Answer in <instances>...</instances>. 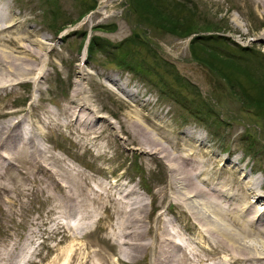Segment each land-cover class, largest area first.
I'll use <instances>...</instances> for the list:
<instances>
[{
    "label": "rangeland",
    "instance_id": "1",
    "mask_svg": "<svg viewBox=\"0 0 264 264\" xmlns=\"http://www.w3.org/2000/svg\"><path fill=\"white\" fill-rule=\"evenodd\" d=\"M7 1L15 20L26 19L21 29L34 30L33 38L43 34L47 38L43 75L37 82L26 77L12 93L0 94L4 110L26 123L48 116V109L59 115L57 110L61 113L78 83L84 90L83 100L96 114L107 117L101 138L84 145L73 140L70 128L50 124L40 129L39 149L46 165L48 155L53 154L106 186L117 181L126 188L135 187L137 200L145 207V224L151 227L161 215L191 229L172 199L165 159H145L135 147L138 144L126 140L130 134L123 126L127 117L142 119L156 132L161 128L160 135L171 139L189 128L220 156L238 157L246 162V170L252 168L250 175L264 178V104L254 108L243 103L249 93L256 94V79L264 87V63L255 64L252 55L238 62L227 59L243 55L244 48L264 59L263 4L252 0H158L165 6L185 4L169 8L182 16L178 25H172L157 18L148 1ZM92 1L93 7L78 15ZM203 34H209L207 40L193 39ZM93 38L102 44L90 52ZM209 48L219 55L210 53ZM209 62L228 81L211 69ZM109 77L136 91L133 100ZM9 115H0V120ZM9 185L6 188L0 183L4 187H0V264H53L55 256L60 259L57 264H67V256L79 245L84 246L80 252L104 253L110 264H152L151 251L132 258L116 249L114 238L108 236V224L113 222L108 211L99 208L92 223L79 228L88 211L82 203L75 217L65 218L74 225L60 227L54 222L59 208L37 181L18 178ZM181 218L185 223L178 221ZM188 235L198 239L194 233ZM87 263L78 259L71 264Z\"/></svg>",
    "mask_w": 264,
    "mask_h": 264
},
{
    "label": "bare ground",
    "instance_id": "2",
    "mask_svg": "<svg viewBox=\"0 0 264 264\" xmlns=\"http://www.w3.org/2000/svg\"><path fill=\"white\" fill-rule=\"evenodd\" d=\"M252 1L264 5V0ZM25 21V18L15 20L11 4L0 0L1 95L12 93L26 77L37 82L43 75L41 65L47 37L43 34L33 38L34 30L21 29ZM109 79L129 100L136 96V91L121 86L117 78ZM83 92L82 85L77 83L61 113L57 110L59 115L48 109V116L39 117L34 123L16 118L0 104V115L10 114L0 120L2 186L9 188V183L18 178L37 181L59 208L54 222L60 227L70 225L65 218L75 217L79 204L88 208L86 220L79 228L89 226L99 208L108 211L113 218L108 224V236L114 238L112 244L116 249L132 258L151 251L152 264H264V178L250 175L252 168L246 170V162L240 158L220 156L189 128L171 139L164 132V137L160 135L161 128H156V132L153 126L147 127L142 119L127 117L123 123L130 133L126 140L138 144L135 147L142 157L165 159L172 199L191 229L181 225L182 230L179 224L161 215L154 227L146 226L145 207L137 200L135 187L126 188L117 181L106 186L71 162H63L58 155L59 160L53 154L48 155L50 162L46 165L37 135L42 138L40 129L50 124L70 128L73 140L81 145L101 138L107 117L95 113L83 100ZM178 221L184 222L182 218ZM192 233L198 239L189 237ZM81 248L84 246L79 245L74 254L63 260H69L67 264L78 259L93 264L96 259L97 264H110L104 253L80 252ZM59 260L55 256L53 264Z\"/></svg>",
    "mask_w": 264,
    "mask_h": 264
},
{
    "label": "trees",
    "instance_id": "3",
    "mask_svg": "<svg viewBox=\"0 0 264 264\" xmlns=\"http://www.w3.org/2000/svg\"><path fill=\"white\" fill-rule=\"evenodd\" d=\"M132 1V0H131ZM147 1L149 2L148 5L149 7L152 9L153 13L155 14V16L157 18H161V19H165L168 23H171L172 25H178L177 23H180L181 22V19H182V16L181 14L178 12V11H170L169 8H176L177 5H179L180 8H183L185 6V4L183 3H175L173 6H165L163 5L162 3H160L158 0H136V4H146ZM157 3H155V2ZM93 2L92 1L90 4L86 5L85 8L78 14V15H82L86 10H88L89 8L93 7ZM141 7V5H140ZM179 8V9H180ZM167 10H169L170 12L167 13ZM164 23V22H162ZM102 27V26H101ZM202 31H205L207 32V30H202ZM134 36L132 35V38ZM209 37V34H203V36H198L196 35L193 39L194 40H202V39H205L207 40V38ZM93 38L90 42V46H89V51L92 52L93 49L95 47H97L99 44H102V43H99L97 41V39ZM192 39V40H193ZM97 43V44H95ZM207 50V48H205ZM245 52L243 55H239L237 56L236 58H227L229 61H236L238 62L241 58H246L250 55H252V61L255 62V64L257 62H260V63H264V59L263 58H259L257 55L255 54H251L249 53L248 49L247 48H244ZM209 51L210 53L212 54H215L217 55L218 53L216 52V50H213L212 48H209ZM219 55V54H218ZM118 64H125L124 61L120 62ZM208 64V62H207ZM126 66H128L130 69L131 68H135L136 66H130L128 64H125ZM209 66L211 69H213L218 75H220L224 80L226 79L228 81V78L226 77V75L219 70V68L217 66H214L212 65L210 62H209ZM137 68V67H136ZM250 75V73H247V76ZM250 80H252V78L250 76H248ZM236 81V80H235ZM229 83V82H228ZM256 84L259 85V88H255V92L256 94L255 95H251V93L248 94V99L244 100L243 103L244 104H248L250 106H253L254 108H260L263 104H264V87L261 86L260 82L256 79ZM247 101V102H246ZM263 107V106H262Z\"/></svg>",
    "mask_w": 264,
    "mask_h": 264
}]
</instances>
